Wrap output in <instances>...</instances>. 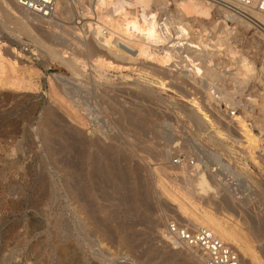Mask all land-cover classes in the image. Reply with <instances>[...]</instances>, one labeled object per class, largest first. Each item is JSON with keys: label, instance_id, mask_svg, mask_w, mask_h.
<instances>
[{"label": "rangeland", "instance_id": "obj_1", "mask_svg": "<svg viewBox=\"0 0 264 264\" xmlns=\"http://www.w3.org/2000/svg\"><path fill=\"white\" fill-rule=\"evenodd\" d=\"M73 4L83 11L82 3ZM74 6L67 2L69 18L30 20L25 30L18 25L22 11H5L0 0V264H204L162 231L174 221L201 225L205 212L234 224L241 244L256 253H242V264H258L264 245L263 81H234L238 59H230L226 45L202 67L206 78L184 66L188 50L178 52L177 68L133 56L130 46L121 57L108 54L91 35L76 36ZM223 8H213V20L223 19ZM162 12H150L159 26ZM238 29L236 58L253 56L260 73L264 42L255 43L256 28ZM40 38L45 47L34 42ZM48 48L78 57V67ZM97 55L106 61H95ZM212 70L215 84L208 80ZM210 85L227 89L230 104L208 101L216 90ZM192 111L203 125L189 117ZM238 117L256 136L254 144L245 140ZM177 156L192 166L200 162L215 189L205 194L188 184L185 173L192 171L174 163Z\"/></svg>", "mask_w": 264, "mask_h": 264}, {"label": "bare ground", "instance_id": "obj_2", "mask_svg": "<svg viewBox=\"0 0 264 264\" xmlns=\"http://www.w3.org/2000/svg\"><path fill=\"white\" fill-rule=\"evenodd\" d=\"M2 1L3 4L5 5V7L2 8L5 11H7V8H12L13 10L19 8L22 11L23 15L21 16V18L24 17V20L18 22V25L21 29H25V30L28 29V27L31 26L30 20L36 22L38 21L37 23L39 22L50 23L51 20H53V19L50 20V18L47 17H43L38 13L28 11L16 0H2ZM88 1L91 2H88L90 4L86 2L87 5L85 3V0H73V2H71L75 4L82 3L83 11L81 10L82 11L81 15L85 16L84 18L83 17L82 18L84 20L85 19L88 20L86 22L84 21L85 23H82V25L80 26H75L76 34H78L76 36H84L88 34L91 35L92 36L91 39L95 43H97L101 47H105V49L107 47L106 50L109 51L108 54L121 57V55H123L121 51H123V49L126 50L128 46H130L128 52H131L132 53L131 55L133 56L136 55L137 57L144 56L146 58H152L160 62L162 66L165 65L168 66L170 62H174L177 68L179 66V62L175 59L180 57L177 56L178 52L179 53L182 52L181 49L183 50V52L184 50L186 51L188 50L189 53H187L188 55L187 56L185 55V57H190V59L186 58L187 61L185 62L184 66L190 68L191 76H195L196 78H198V77H203V75L204 77L207 76L205 75L206 71L204 73L202 67L203 66L205 67L207 62L208 63L212 62L213 55L219 54L221 52V48L222 47L224 48L226 45L229 49L228 54L231 55L230 59L234 61L238 59L236 71L231 72L232 73L231 78L234 81L240 83L241 85H246L257 78H260V80L263 81L264 83V58L259 73L256 68V63L253 56L248 55V57H245L239 55L240 57L236 58L237 50L232 44V40L236 39L238 33L240 32L238 26H241L244 29H247L248 31H250L252 28H256L258 31L256 32V35L254 34L255 43L259 45L260 43L264 42V12L262 11L245 8V7H240V8L238 7L239 9L233 7L229 8L218 0H171V1L170 0H88ZM171 5H174V8H172ZM219 5L222 7L224 6V8L222 9L223 12L220 11L223 19L213 20V8ZM156 7H160L163 9L162 19H160L161 20L160 24L162 26H159V24H157L156 22L157 18L150 15L151 14L150 12L153 11L154 8L156 9ZM67 12L68 10H67L66 0L58 1V10L56 11V15L63 18V15L66 14L65 16L69 18V16H67L68 14ZM10 19L9 18L6 19L5 24L9 23L11 21ZM205 20H208V22H206ZM193 21H196L197 24H199L198 28L195 26V23ZM229 22L234 24V26L229 25ZM57 23H59V21ZM206 23H209V25H207ZM63 26L66 28L65 25ZM206 31L209 32L208 33L209 36L205 38L203 33ZM191 32L195 34V36L192 38L187 35ZM41 39L42 38L37 39V41L34 42L39 43L37 45L45 47L43 44L44 42ZM86 40L88 41V39ZM161 45H164L162 48L163 54H160ZM91 46L92 45H90V47ZM87 47L89 48V46ZM95 49L96 47H94L92 51L93 50L95 51ZM48 52L52 56H58L57 52L53 48H48ZM58 57L63 63L68 64L72 69L75 70V67H78L75 66L77 61H79L78 57L74 56L73 58L70 59H66L62 56H58ZM95 61L103 63L106 60H104L100 55H97ZM104 64H108L110 66L113 64V62L107 61ZM226 65L228 64H225V66ZM211 68L213 69L212 66ZM213 70L215 71L216 69ZM214 71L213 73L210 72L211 74H213V76L211 75L210 78L207 77L208 80H210L211 82L210 84L213 83L215 84V82L217 81L216 80L217 74L215 75ZM160 83L161 85H165V81L163 80H160ZM213 87H215L216 90ZM212 88L215 91H213L212 94L211 92L208 93L209 96L208 101L214 99L216 101H219L218 99H220L225 101L226 104H230L228 97L232 95H230L227 89H224L219 85L218 86L210 85V91ZM217 94L218 97L216 96ZM194 103L196 107L199 109V111H201L204 116L208 117L207 112H203V107H201L197 101H195ZM238 104L239 103H237L236 106H238ZM244 110H247V108L244 107ZM197 113L192 111L189 113V117L192 120L196 121L198 124L203 125L204 119L201 115H199V113L198 114ZM238 123L242 128L241 131L243 132V135L246 138L245 140H247L250 145L254 144L257 141V138L252 133L251 128L248 127L245 120L242 117H238ZM217 130H219L218 133L223 134L222 130L220 129ZM193 164L194 165L192 166L188 162H183L181 165L182 169H184L185 166H187L192 171L185 173V176L188 178L186 182L188 183L190 181V183H192L196 187V189H198L199 191L205 194L214 190L215 188L210 184V181L205 171L201 167V163L198 162L195 164V162H193ZM118 172H112V173H115L116 175V173ZM126 199H127L126 202H128V198ZM130 206H131V202H130ZM129 208L127 206V210ZM199 219L201 221L200 223L201 225L195 224L193 228H195L196 230L208 229L212 231L217 237H219L224 243L230 246L239 255V259H240L239 264H242V260L244 261L243 255H241L242 253H244V255H250L252 257L256 255V253L253 252L251 247L245 244L244 245L241 244L242 243L241 235L239 234L234 224L227 225L222 221V219L218 218L215 214L207 213V212H205V214L201 216ZM162 234L166 239H168V241L172 242L174 245L176 246L181 245L182 247H184L186 250L189 251L190 255L194 254L199 256L202 259L203 263L206 264L203 252L199 248L196 249L190 247L187 244L183 243L182 241H179L175 236H172L167 229L163 230ZM262 247H263L262 256L264 257V245ZM261 257L260 256L259 258L256 257L258 264H261V260H262Z\"/></svg>", "mask_w": 264, "mask_h": 264}, {"label": "built area", "instance_id": "obj_3", "mask_svg": "<svg viewBox=\"0 0 264 264\" xmlns=\"http://www.w3.org/2000/svg\"><path fill=\"white\" fill-rule=\"evenodd\" d=\"M25 9L40 14L43 17L53 18L58 10V1L60 0H16ZM62 1V0H61ZM225 6L239 9L240 7L256 9L264 12V0H218ZM66 2H73L66 0ZM73 4V3H72ZM221 5V4H220ZM74 6V4H73ZM224 7V6H223ZM239 7V8H238ZM78 10L77 17L81 19L79 7L74 6ZM82 9V8H81ZM77 25H82V21H78ZM235 113V112H233ZM174 163H183L184 159L177 156L173 159ZM193 164V162L191 161ZM168 232L175 236L179 241L193 248H199L205 257L206 264H239V255L212 231L208 229H198L187 225H182L176 221L170 222L167 226Z\"/></svg>", "mask_w": 264, "mask_h": 264}]
</instances>
